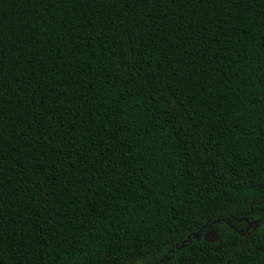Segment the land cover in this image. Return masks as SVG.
I'll list each match as a JSON object with an SVG mask.
<instances>
[{
    "label": "trees",
    "instance_id": "1",
    "mask_svg": "<svg viewBox=\"0 0 264 264\" xmlns=\"http://www.w3.org/2000/svg\"><path fill=\"white\" fill-rule=\"evenodd\" d=\"M0 264H264V0H0Z\"/></svg>",
    "mask_w": 264,
    "mask_h": 264
},
{
    "label": "rangeland",
    "instance_id": "2",
    "mask_svg": "<svg viewBox=\"0 0 264 264\" xmlns=\"http://www.w3.org/2000/svg\"><path fill=\"white\" fill-rule=\"evenodd\" d=\"M261 222V219H258L256 222L252 223V229L251 230H254L256 229L259 224ZM243 222L241 221L238 225V227H236L237 230H239L241 233L243 234H248L251 230H248L247 227H248V220L245 221V224L244 225H241ZM221 236V229L220 230H217V231H209L207 233L204 234V237L208 240H216L218 239L219 237Z\"/></svg>",
    "mask_w": 264,
    "mask_h": 264
},
{
    "label": "flooded vegetation",
    "instance_id": "3",
    "mask_svg": "<svg viewBox=\"0 0 264 264\" xmlns=\"http://www.w3.org/2000/svg\"><path fill=\"white\" fill-rule=\"evenodd\" d=\"M256 221H257V219H254V218L249 219V220H248V223H249V224H248L247 229H248V230H251V229H252V226H251L252 223H254V222H256Z\"/></svg>",
    "mask_w": 264,
    "mask_h": 264
},
{
    "label": "water",
    "instance_id": "4",
    "mask_svg": "<svg viewBox=\"0 0 264 264\" xmlns=\"http://www.w3.org/2000/svg\"><path fill=\"white\" fill-rule=\"evenodd\" d=\"M199 237V233L195 235V238ZM185 246V242L182 244V247Z\"/></svg>",
    "mask_w": 264,
    "mask_h": 264
}]
</instances>
